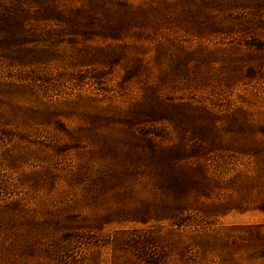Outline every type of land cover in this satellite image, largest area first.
Returning <instances> with one entry per match:
<instances>
[{"label": "rangeland", "instance_id": "1", "mask_svg": "<svg viewBox=\"0 0 264 264\" xmlns=\"http://www.w3.org/2000/svg\"><path fill=\"white\" fill-rule=\"evenodd\" d=\"M0 264H264V0H0Z\"/></svg>", "mask_w": 264, "mask_h": 264}]
</instances>
